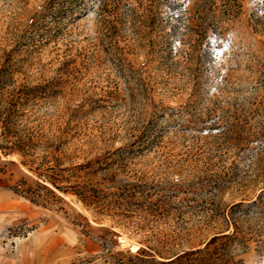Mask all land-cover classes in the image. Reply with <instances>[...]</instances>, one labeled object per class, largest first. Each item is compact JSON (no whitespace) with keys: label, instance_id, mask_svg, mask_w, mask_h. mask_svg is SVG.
Segmentation results:
<instances>
[{"label":"rangeland","instance_id":"1","mask_svg":"<svg viewBox=\"0 0 264 264\" xmlns=\"http://www.w3.org/2000/svg\"><path fill=\"white\" fill-rule=\"evenodd\" d=\"M200 1L0 0V264H264L263 0Z\"/></svg>","mask_w":264,"mask_h":264},{"label":"trees","instance_id":"2","mask_svg":"<svg viewBox=\"0 0 264 264\" xmlns=\"http://www.w3.org/2000/svg\"><path fill=\"white\" fill-rule=\"evenodd\" d=\"M176 6L177 3L171 4L169 6L172 11L175 13L176 11ZM150 8L152 9L153 6L151 5ZM242 4L241 0H201L197 7H196V15H197V20L199 21V29L197 31V40L196 43L194 44V47H202L201 46L204 41H208L209 45L211 47V41L210 37L208 35V30H211L214 35H219L221 34V27L224 24V22H229L234 20L241 12ZM258 10H264V0L258 5V8L256 9L255 12ZM152 12V10H150ZM254 15V23L255 25H262L264 27V16L263 17H257L256 14ZM172 18L175 17L176 21H180L183 19V16L177 15H171ZM178 24L173 25V31L170 32L169 35H174L176 32ZM205 51V49H203ZM4 134L5 136L7 133L11 132V122H10V117L5 118V126H4ZM26 139V138H25ZM25 139H16L14 142L8 140L7 138L4 140L3 144H1V149L3 148H12L11 145H15L19 147L20 149L27 150L26 147L29 145L27 144Z\"/></svg>","mask_w":264,"mask_h":264},{"label":"bare ground","instance_id":"3","mask_svg":"<svg viewBox=\"0 0 264 264\" xmlns=\"http://www.w3.org/2000/svg\"><path fill=\"white\" fill-rule=\"evenodd\" d=\"M32 234V233H31ZM25 240V239H24ZM121 242L124 244V245H127V244H129V241L128 240H126V239H121ZM132 246V245H131Z\"/></svg>","mask_w":264,"mask_h":264}]
</instances>
